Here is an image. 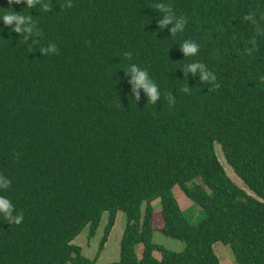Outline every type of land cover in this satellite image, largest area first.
<instances>
[{"label":"trees","instance_id":"16d2710c","mask_svg":"<svg viewBox=\"0 0 264 264\" xmlns=\"http://www.w3.org/2000/svg\"><path fill=\"white\" fill-rule=\"evenodd\" d=\"M49 2L46 13L0 0V175L11 181L0 195L23 214L19 225L0 215V264H94L71 242L85 227L90 238L105 213L100 252L117 212L125 221L111 264H219L215 243L234 264H264V35L243 19L254 12L264 30V0ZM160 2L187 20L182 33L158 28ZM11 10L33 16L42 36L24 43L3 24ZM185 40L197 55L183 57ZM49 44L57 54H41ZM195 61L219 88L184 77ZM132 64L158 86L155 105L131 95ZM173 188L202 212L196 224ZM155 230L183 249L151 243Z\"/></svg>","mask_w":264,"mask_h":264},{"label":"clouds","instance_id":"9594fccd","mask_svg":"<svg viewBox=\"0 0 264 264\" xmlns=\"http://www.w3.org/2000/svg\"><path fill=\"white\" fill-rule=\"evenodd\" d=\"M9 5V9H11V5L16 4H25L26 9H34L37 5H40L42 10L46 13H49L52 10V4L49 0H6ZM62 7H72V5H62ZM152 8L156 10V12L160 13V18L157 21V25L159 29L168 28L169 35L175 36L178 33H182L185 29L187 20L183 16H177L172 7L163 2L154 3ZM244 21H251L254 31L257 35H264V30H262L261 24L258 23L256 14L249 13L243 17ZM261 20H264V15L261 16ZM2 21L5 27H9L11 32H14L23 37L22 41L24 43L28 42L29 37H40L42 36V32L37 30V23L33 20V16L30 14H22L16 13L14 11H6L2 16ZM14 25V27H12ZM3 29H0L2 31ZM35 43L39 41L34 40ZM249 44L255 46L256 40L255 38L249 41ZM180 51L183 53V57H193L197 55L199 52V46L192 40H185L180 45ZM253 51V47H249L247 49L248 53ZM41 54L48 56L49 54L58 53L57 46L55 44H49L47 47L40 48ZM131 53H125V56L131 59ZM184 77L188 78L189 73L192 76H198L199 81L201 83H209L213 85L212 90L219 88V84L216 82V75L208 69V67L201 62L195 61L189 64H186L183 68ZM125 76H130L131 79L129 83L131 84V95L134 97L135 101H139L141 99L140 92L144 93V96L147 98V103L155 105V102L160 99L161 93L156 85V83L150 78L147 70L138 67L136 64H132L127 69V74ZM264 80V77H261ZM183 92L189 93L190 88L185 86L182 89ZM166 99L170 104L175 103V97L171 95V93L165 94ZM11 181L4 179L2 175H0V189H8L10 187ZM15 209L11 201L3 195H0V215L4 217V220L8 221L9 224L19 225L23 221V214H14Z\"/></svg>","mask_w":264,"mask_h":264},{"label":"rangeland","instance_id":"374dc122","mask_svg":"<svg viewBox=\"0 0 264 264\" xmlns=\"http://www.w3.org/2000/svg\"><path fill=\"white\" fill-rule=\"evenodd\" d=\"M216 157L221 164L226 176L230 179L232 183L236 186L240 187L244 190V187L240 183V181L232 174L230 169L225 165L222 157L217 148H215ZM245 192H247L245 190ZM171 194L181 211L182 215L188 221V223L194 225L198 221L203 218L202 212L198 209L197 206L192 204L181 192L178 188H173L171 190ZM153 206L157 204V201H153L151 203ZM142 209V208H141ZM124 215L120 212H117L115 215L114 224L106 238V242L104 243L100 252L97 253V247L99 240L103 234V228L106 222V214L102 213L97 229L94 234L89 238L87 236V227L83 228L82 231L72 240V244L79 247L80 253L85 258L91 260L95 259L94 264H111L116 262L118 259V242L120 240L122 230L124 227ZM152 226L155 229L161 227V222L159 218V214L155 212L152 215ZM151 243L162 247L163 249L171 252H180L183 249V243L166 238L162 236L156 230L152 232L151 235ZM212 251L217 258L219 264H234V260L230 253V250L227 246H224L220 243H215L212 245ZM141 247H135V255L138 258L140 256ZM97 253V256L95 254ZM157 256V255H156Z\"/></svg>","mask_w":264,"mask_h":264}]
</instances>
